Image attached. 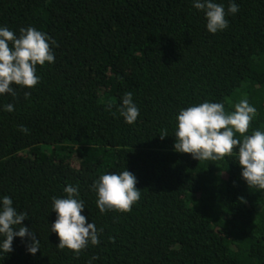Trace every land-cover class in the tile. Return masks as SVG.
<instances>
[{"label":"trees","instance_id":"1","mask_svg":"<svg viewBox=\"0 0 264 264\" xmlns=\"http://www.w3.org/2000/svg\"><path fill=\"white\" fill-rule=\"evenodd\" d=\"M214 2L239 10L213 34L194 0H0V27L56 41L36 86L0 94V201L40 241L33 255L30 237H14L0 264H264V190L242 178L238 148L216 161L174 149L180 110L204 101L232 112L247 98L257 115L245 135L264 131V0ZM126 92L133 124L118 111ZM125 170L140 199L101 213L94 181ZM68 185L98 230L78 256L51 231Z\"/></svg>","mask_w":264,"mask_h":264},{"label":"clouds","instance_id":"2","mask_svg":"<svg viewBox=\"0 0 264 264\" xmlns=\"http://www.w3.org/2000/svg\"><path fill=\"white\" fill-rule=\"evenodd\" d=\"M193 6L204 12L207 30L213 34L228 27L229 22L225 18L227 14H235L239 10L236 3H230L226 13L223 5L214 0H194ZM9 42L12 47H9ZM49 42L56 45V41L47 33L31 26L21 28L19 37L6 26L0 27V94L15 96L13 84L27 88L38 84L36 66H42L45 62L54 63L55 60ZM29 95L30 93H25V97ZM132 96L131 92H126L118 106L120 115L128 124H133L139 115ZM108 107L110 109L111 104ZM234 109L226 112L224 103L210 101L182 108L176 118L178 123L174 149L191 154L198 161H216L231 156L233 150L238 148L237 159L242 168V178L249 187L264 190V131L255 130L251 135H245L257 115V109L249 104L247 98L236 103ZM5 110L13 111V105H5ZM19 130L23 133L29 131L23 125ZM237 133L242 139L237 138ZM167 135L166 129L160 134L162 139ZM136 183V177L128 170L119 174H101L92 185L97 194L96 204L100 212H130L132 205L140 199ZM64 192L67 193L66 198L52 197V210L57 216L51 225V231L59 237V249L68 248L78 256L89 242L92 245L99 244L98 230L94 223H87L86 217L81 214L85 206L84 201L78 199V187L68 185ZM27 217L26 212H17L10 197L2 198L0 236L4 239L0 243V250L11 252L14 237L28 236L32 240L28 251L33 255L37 252L40 241L22 224Z\"/></svg>","mask_w":264,"mask_h":264}]
</instances>
